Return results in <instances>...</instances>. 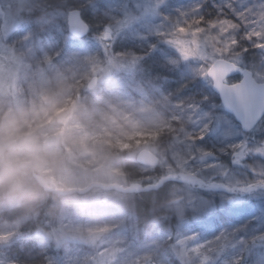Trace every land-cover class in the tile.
<instances>
[{
	"label": "rangeland",
	"instance_id": "rangeland-1",
	"mask_svg": "<svg viewBox=\"0 0 264 264\" xmlns=\"http://www.w3.org/2000/svg\"><path fill=\"white\" fill-rule=\"evenodd\" d=\"M225 2L163 0L158 7L161 0H110L114 17L128 14L114 45L124 54L111 55L94 40L65 44L56 32L59 43L49 44V32L62 22L61 6L87 0H0V139L8 141L0 148L8 177L0 185V264H197L194 245L178 233L197 231L204 243L264 212V198H246L237 209L222 202L224 193H202L211 207L206 215L194 213L187 204L191 190L169 180L179 173L201 115L181 106L189 91H177L181 81L172 82L169 64L175 56L154 30L171 27L164 17L175 19L178 10L199 4L213 17ZM232 3L259 7L264 0ZM24 13H35V36L23 27L29 22ZM150 44L156 53L134 61L133 54L147 53ZM247 63L254 79L264 76V56H249ZM195 67L184 70L190 74ZM93 76L97 83L87 90ZM190 83L207 93L205 85ZM18 129L40 146L37 152L22 156L10 149ZM142 148L159 157V169L136 163ZM28 163L62 192L51 196L50 227L38 224L57 232L58 240L17 236L49 198L23 168Z\"/></svg>",
	"mask_w": 264,
	"mask_h": 264
},
{
	"label": "snow or ice",
	"instance_id": "snow-or-ice-1",
	"mask_svg": "<svg viewBox=\"0 0 264 264\" xmlns=\"http://www.w3.org/2000/svg\"><path fill=\"white\" fill-rule=\"evenodd\" d=\"M158 7H163V0ZM61 8L62 22L49 32L50 46L59 43L52 35L56 32L65 44L86 45L94 40L106 53L124 54V50L117 53L114 45L128 23V14L114 17L110 0H87ZM96 17L104 19L93 24ZM164 19L171 27L157 28L154 34L175 56L169 64L175 73L172 82L181 81L177 91H189L181 106L201 115L197 130L186 142L180 174L169 180L191 190L187 204L194 213L206 215L211 207L202 193H224L222 202L242 209L246 198H264V76L249 79L247 63L249 56H264V3L237 7L226 0L213 17L202 14L201 5L194 4L178 10L177 18ZM23 27L32 28L34 36L39 31L33 18ZM156 50L157 45L150 44L147 53L132 58L143 60ZM61 55L57 49L55 58ZM190 65L196 67L189 74L184 68ZM190 81L205 85L207 93H199ZM205 106L211 110L205 112ZM178 236L194 245L197 264H264V212L221 229L204 243L197 231Z\"/></svg>",
	"mask_w": 264,
	"mask_h": 264
},
{
	"label": "trees",
	"instance_id": "trees-1",
	"mask_svg": "<svg viewBox=\"0 0 264 264\" xmlns=\"http://www.w3.org/2000/svg\"><path fill=\"white\" fill-rule=\"evenodd\" d=\"M24 15H25L26 18L30 19V18H32L35 15V13L34 14L24 13ZM23 168L25 170H27V173L32 175L33 179L38 182V184L42 187L43 191L48 193L49 198L46 201H44L43 204H41L37 208V213H36L37 214L36 215L37 219H30L25 224V226L20 228L19 234L17 236L20 237L24 232H28L29 235L32 234L34 236L33 238H37L36 237L37 235H42L43 234V235H49L50 239H52V240L54 238L53 235H57V238H54V239L58 240L59 234L57 232L55 234V232L53 230H51V234L52 235L49 234V233H46L42 229V227H40L38 224H41V223L43 224L44 223L45 225L50 227V224L49 225L47 224V220L50 219V215H51V213H50L51 212V206H52V204L50 202L51 201V196L55 195V194H62V192L57 189V185H56L55 181L52 178H50V179L44 178L40 174V172H38V170H36V168L33 165L28 163V164L24 165ZM155 169H159V166L156 167ZM179 174L180 173H174V175H176V176H178ZM161 180H162V178H160L157 182L161 183ZM142 200H140V201H142ZM145 204H146L145 202H141V207H145ZM167 256L171 257V259H173L171 252H168ZM168 259H170V258H168Z\"/></svg>",
	"mask_w": 264,
	"mask_h": 264
},
{
	"label": "clouds",
	"instance_id": "clouds-1",
	"mask_svg": "<svg viewBox=\"0 0 264 264\" xmlns=\"http://www.w3.org/2000/svg\"><path fill=\"white\" fill-rule=\"evenodd\" d=\"M18 135L16 137V143L14 145L9 144V147L12 151L16 152L19 155H28L30 153L37 152L39 150V145L36 144L34 139L28 138L22 135L23 129L17 130ZM8 143L6 139H0V148ZM6 165L4 164L2 158H0V185L8 179V177L4 174V168ZM4 201V195L0 192V203Z\"/></svg>",
	"mask_w": 264,
	"mask_h": 264
},
{
	"label": "water",
	"instance_id": "water-1",
	"mask_svg": "<svg viewBox=\"0 0 264 264\" xmlns=\"http://www.w3.org/2000/svg\"><path fill=\"white\" fill-rule=\"evenodd\" d=\"M75 23V21H74ZM250 72V71H249ZM249 79H254L252 72H250V77ZM97 83V79L95 76L90 78V81L87 84V89L93 88ZM159 158L153 154L150 150L147 149H141L137 152L136 156V162L142 165H151V166H157L156 164L158 163Z\"/></svg>",
	"mask_w": 264,
	"mask_h": 264
}]
</instances>
